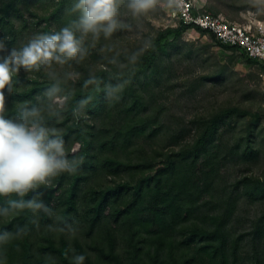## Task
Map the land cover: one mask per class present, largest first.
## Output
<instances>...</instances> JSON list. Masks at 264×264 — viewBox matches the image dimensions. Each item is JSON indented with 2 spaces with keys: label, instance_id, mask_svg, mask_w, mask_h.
<instances>
[{
  "label": "trees",
  "instance_id": "16d2710c",
  "mask_svg": "<svg viewBox=\"0 0 264 264\" xmlns=\"http://www.w3.org/2000/svg\"><path fill=\"white\" fill-rule=\"evenodd\" d=\"M73 2L0 0V36L9 37L10 49L34 33L58 31L76 18L69 14ZM247 10H255L249 0H205L196 9L228 21ZM121 13L131 30L101 37L83 61L57 69L81 74L64 85L72 94L69 110L51 125L63 134L69 159L82 162L44 189L53 216L25 210L0 217V231L27 228L26 235L0 246V256L6 264H72L74 253L86 257L84 264H264V105L250 100L218 106L187 121L175 116L172 126L168 115L176 114L164 100L182 57L191 55L183 39L190 28L231 51L228 62L237 57L264 74L263 64L176 17V24L152 27L130 44L131 32L159 14L155 9L135 20L123 8ZM108 47L114 51H102ZM132 53H140L135 64L128 62ZM113 56L116 64L109 63ZM90 72L105 83L127 81L120 99L106 100L92 86L84 89ZM227 78L221 66L189 84H223ZM18 79V92L6 93L9 114L49 83L43 71L21 70ZM86 95L94 97L92 104L74 118L71 108ZM233 164L245 172L227 180L224 173ZM242 199L258 208L249 229L234 233L231 221ZM65 222L77 228L75 236L52 230Z\"/></svg>",
  "mask_w": 264,
  "mask_h": 264
},
{
  "label": "clouds",
  "instance_id": "9594fccd",
  "mask_svg": "<svg viewBox=\"0 0 264 264\" xmlns=\"http://www.w3.org/2000/svg\"><path fill=\"white\" fill-rule=\"evenodd\" d=\"M255 9V15H264V0H249ZM161 0H74L69 14L76 18L58 31L37 32L18 47L7 48L8 36H0V217L12 213L31 211L36 216L43 213L53 216V209L44 201V189L52 186V181L63 173H74L82 162L69 159L63 134L51 121L61 122L69 110L72 94L64 85L68 81L80 79L79 72H60L57 69L71 66V62L83 61L89 54V48L95 47L103 37L112 38L121 30H131L132 25L122 16L125 9L130 16L139 20L154 11ZM176 0H164V6L174 7ZM91 41V44L88 41ZM146 42L144 48H148ZM142 49L141 51H143ZM102 51L112 52L108 47ZM140 53H132L128 62L135 64ZM109 63L116 64L113 56ZM40 73L49 82L47 87L33 99L15 103L9 114L6 106V93L18 92L19 73ZM127 81L108 82L90 72L83 80L82 87L92 86L103 91L106 100H119V93ZM94 97L86 95L78 99L71 108L74 118L85 114ZM35 222V221H34ZM53 231L75 236L77 228L68 222L54 226ZM27 234V228L17 226L15 232L0 231V246L10 240ZM74 252V250H73ZM86 257L73 254L72 264H84ZM0 264H6V258L0 256Z\"/></svg>",
  "mask_w": 264,
  "mask_h": 264
},
{
  "label": "rangeland",
  "instance_id": "374dc122",
  "mask_svg": "<svg viewBox=\"0 0 264 264\" xmlns=\"http://www.w3.org/2000/svg\"><path fill=\"white\" fill-rule=\"evenodd\" d=\"M204 1L194 0V3L201 6ZM156 11L159 18H152L148 20V24L143 23L139 29L131 32L129 36L130 44L137 40L141 32H148L152 27H163L177 23V20L171 16V9L164 6V2L157 6ZM250 11L255 12V10ZM246 12L242 11L238 14L235 22H244ZM257 16L264 17V15ZM183 39L186 40L187 47L192 52L190 56L182 57L179 70H177L176 77L173 80L174 85L165 95L164 100L167 103L169 112L176 114L168 115V124L175 126L177 121L175 116H180L183 121H187L195 114L228 104L244 105L250 103V100H254L256 103L264 105V74L260 73L256 66L248 65L237 57L228 62L231 51H225L211 44L207 34H200L193 28L184 33ZM221 66H225V72L228 76L225 83L216 84L208 81L196 88L189 84L191 80H197V76L216 70ZM261 168L264 169V164ZM244 172L243 166L233 164L229 166L224 175L227 180H231ZM257 208V205L250 204L248 200L242 199L231 221V230L238 233L249 229L250 219ZM246 246L247 249H250L249 245Z\"/></svg>",
  "mask_w": 264,
  "mask_h": 264
},
{
  "label": "built area",
  "instance_id": "2783aa9c",
  "mask_svg": "<svg viewBox=\"0 0 264 264\" xmlns=\"http://www.w3.org/2000/svg\"><path fill=\"white\" fill-rule=\"evenodd\" d=\"M198 7L194 0H176L171 16L205 29L225 44L237 46L264 66V17L247 10L245 21L239 23L228 21L221 15L198 12Z\"/></svg>",
  "mask_w": 264,
  "mask_h": 264
}]
</instances>
